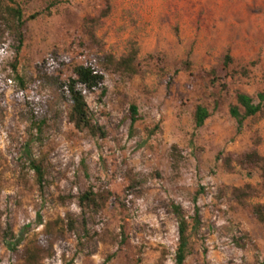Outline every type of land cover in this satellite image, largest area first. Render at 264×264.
Returning a JSON list of instances; mask_svg holds the SVG:
<instances>
[{"label":"rangeland","instance_id":"1","mask_svg":"<svg viewBox=\"0 0 264 264\" xmlns=\"http://www.w3.org/2000/svg\"><path fill=\"white\" fill-rule=\"evenodd\" d=\"M17 1L28 20L27 40L19 55L13 37L6 35L0 43L4 221L26 240L41 233L46 221L69 212L89 233L87 240L79 239L81 231L68 234L56 242L55 256L41 264H157L162 251L165 264H174L178 223L170 204L180 205L190 221L201 187V225L191 235L185 264H264V224L224 192L251 184L257 194L249 202L264 205V175L260 169L229 172L217 160L219 153L241 155L253 148L264 156V115L248 118L238 133L229 111L238 105V92L257 102V93L264 91V0H58L50 16L31 20L52 0ZM103 13L89 28L86 20ZM131 43L138 49L140 73L122 79L101 58H120ZM227 53L233 61L224 68ZM188 58L191 68L185 70ZM88 61L106 77L105 96H86L92 121L105 129V138L75 129L67 105L40 83L36 70L41 66L66 78L74 66ZM176 69L179 73L172 76ZM243 69L247 76L239 73ZM210 70L219 78L215 84ZM27 99L46 117L41 134L31 125ZM132 103L141 116L133 132L127 117ZM199 103L211 115L192 139ZM157 126L160 130L149 136ZM173 144L184 155L179 172L170 167ZM43 155L46 186L40 191L35 173L25 165L27 157ZM131 183L135 191L129 209L111 198L100 215L82 220L74 197L103 185L123 200ZM121 226L125 243L116 237ZM0 264H19L3 244Z\"/></svg>","mask_w":264,"mask_h":264},{"label":"trees","instance_id":"2","mask_svg":"<svg viewBox=\"0 0 264 264\" xmlns=\"http://www.w3.org/2000/svg\"><path fill=\"white\" fill-rule=\"evenodd\" d=\"M58 3V0L48 2L41 11L30 15L29 20L42 15L50 16L53 8H55ZM103 16H106V13H103L96 19L92 18L86 20V24H88L89 28H92V25L94 26L97 24ZM28 31V20L24 16V10L20 3L17 0H0V43H4L6 35L13 37L18 42L16 53L19 55L27 40ZM90 36L92 41H96L94 32H91ZM137 60L138 49L135 43H131L128 52L120 58H115L112 55H106L101 58V62L110 66L122 79H130L140 73ZM232 61L231 55L227 53L223 59V67L227 68ZM185 65L186 67H184V69L190 70L191 64L189 58L185 62ZM36 70L40 83H42L46 89L54 92L55 95L67 105V119L75 129L80 132H86L92 138L98 139L106 137L105 129L93 123L86 101V96L88 94L100 92L101 96H105L107 93L105 74L95 62L88 61L85 64L74 66L71 74L66 78H63L60 72H47L41 66H37ZM178 73L179 69H176L172 76ZM239 73L245 76L248 74L245 69ZM208 74L212 78L211 84H215L219 81L215 70H210ZM190 76L192 77V73H190ZM169 81L172 82L173 77L170 78ZM223 87H226V85L223 84ZM256 97L257 102H255L252 96L246 93H237L236 98L238 105L232 106L229 111L230 115L237 123L238 133L242 131L244 123L248 118L264 115V91L258 92ZM52 105L54 107L58 106L56 99H53ZM26 107L32 127L36 130V133L41 134L47 123L46 117L41 115L38 104H36L35 101L27 99ZM210 115L211 113L207 106L201 103L195 106L193 111L194 133L192 134V139L195 136V132L205 125ZM127 117L131 121V130L133 132L135 124L141 119L138 106L135 103L130 105ZM155 130L159 131V126L148 131L149 136L154 135L156 132ZM45 159V155L39 159H34L32 156H29L26 159L25 165V168L29 172L33 171L35 173V183L40 191H43L46 186L47 169L45 166ZM217 160L221 161L224 169L229 172H235L237 168L248 172L260 169L264 175V156L259 153L257 148H253L241 155L228 153L226 156L222 157V154L219 153ZM183 162L184 155L182 150L177 144H173L170 148V167L172 171L179 172ZM134 189L133 183H131L125 191L124 199L120 200L103 185L98 188L90 186L74 198L77 199V205L82 213V220L85 221L86 216L92 219L100 215L111 198H115L114 201L124 209H129L134 196ZM203 192L204 188L201 187L193 198L195 206L194 215L190 218V221L180 205L176 203L170 204L178 223V244L175 250L174 264H185L191 248V235L199 231L201 218L197 200L199 195ZM224 192H226L231 200L241 207L249 208L254 218L261 224H264V205L262 203L251 204L249 202L250 199L257 194V190L254 186L245 184L242 187H231ZM79 231H81L79 234L80 240H87L89 238V233L85 226H82L80 229L77 217L67 212L64 217L58 216L55 219L46 221V223L43 224L41 233L23 240L17 237L11 226L4 221V212L0 208V244H3L12 254L17 255L19 264H41L43 261L53 258L56 254L54 248L56 242L64 240L68 234H77ZM116 237L121 238V243L126 242L125 227L121 226V233ZM21 242H25L22 247ZM110 258L111 256H108L106 261H109ZM165 263L166 253L162 251L157 264Z\"/></svg>","mask_w":264,"mask_h":264}]
</instances>
